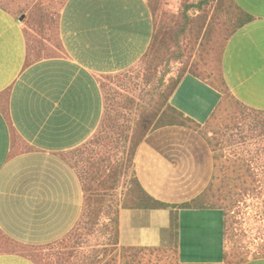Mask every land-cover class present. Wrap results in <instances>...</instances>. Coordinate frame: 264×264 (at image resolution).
Masks as SVG:
<instances>
[{
    "label": "crops",
    "instance_id": "1",
    "mask_svg": "<svg viewBox=\"0 0 264 264\" xmlns=\"http://www.w3.org/2000/svg\"><path fill=\"white\" fill-rule=\"evenodd\" d=\"M18 2L17 11L0 2V264H37L21 249L6 247L51 244L79 222L85 193L76 168L64 156L98 130L104 112L99 79L140 62L152 39L153 18L147 0H61L56 25H48L55 29L57 52L39 54L47 43L39 40L31 55L27 21L51 14L41 4L34 8V0ZM234 2L252 20L227 40L219 75L237 101L264 113V0ZM42 29L33 26L38 38ZM222 99L221 91L188 70L169 102L204 125ZM228 129L216 132L223 138ZM214 171L207 139L181 125L149 132L133 160L144 189L168 204L201 194ZM225 224L219 207H120L119 242L176 245L180 263L223 264ZM241 264H264V256Z\"/></svg>",
    "mask_w": 264,
    "mask_h": 264
},
{
    "label": "trees",
    "instance_id": "2",
    "mask_svg": "<svg viewBox=\"0 0 264 264\" xmlns=\"http://www.w3.org/2000/svg\"><path fill=\"white\" fill-rule=\"evenodd\" d=\"M153 18V35L147 51L141 58L144 63L145 72L156 73L158 67L164 62L170 61L175 53V47H179L182 36L197 40L203 31L207 21L206 15L199 18H192L188 14V9L176 18L168 16L163 9L164 0H147ZM224 1L230 2L234 11V20L228 26L222 37L215 41V32L212 25L208 26L204 32L201 44L210 49H220V58L224 46L229 37L241 26L252 20V16L241 9L234 0H219L222 5ZM29 23L33 26L41 24L43 27L49 24L55 26L57 21L50 16H42V20L33 17ZM191 73L202 77L194 70ZM186 72L181 69L178 76L171 80L167 91L164 92L157 101L149 107H140L136 118L129 125L125 115L119 111L130 108L133 99L122 97V101H116L115 97L110 98L105 92V85L102 78L111 77L112 74L102 75L99 79L104 96V112L101 124L97 132L82 146L67 153L64 158L76 168L81 179L84 190V210L89 220L96 223L103 212L104 196L108 191L116 189L121 180L127 183L123 197L120 199L119 207L114 215L107 214L108 231L110 233L107 246L104 248L102 256L89 264H159L164 261L167 254L177 257V248L174 247H151V246H124L119 242V209L123 208H207L219 207L225 212L231 210L236 203L243 201L249 193L264 190V164L257 163L251 154L247 152L231 151L225 155L217 153V145H214L207 137L205 129L217 118L222 106L230 108L231 117H246L247 111H253L239 101H237L228 91L220 73L218 81L209 80L202 77L212 86L223 93V99L216 107L209 120L201 125L189 116L170 104L169 99L180 79ZM123 121V122H122ZM181 125L199 131L208 141L214 152L215 171L209 185L198 196L181 204H168L148 193L141 185L133 172V160L136 149L143 138L154 129L168 126ZM229 127V126H226ZM119 149L118 151H116ZM77 160L70 156L75 153ZM258 156V152H256ZM224 157V164L219 165L218 161ZM81 164V166H79ZM226 233V224H225ZM59 241V240H58ZM57 242V241H56ZM55 243V242H53ZM23 247L22 253L28 255L37 264H40L35 254L31 251L37 246H19L10 244L7 249L19 250ZM9 249V250H10ZM149 258L146 260L145 257ZM155 256L156 261L152 260ZM264 256V252L254 257ZM223 264H241L248 260L245 255L230 258L225 256ZM176 264H183L176 262Z\"/></svg>",
    "mask_w": 264,
    "mask_h": 264
},
{
    "label": "rangeland",
    "instance_id": "3",
    "mask_svg": "<svg viewBox=\"0 0 264 264\" xmlns=\"http://www.w3.org/2000/svg\"><path fill=\"white\" fill-rule=\"evenodd\" d=\"M18 1L0 0L1 3L14 11L18 10L16 7ZM34 1V8L41 4L49 10L51 18H53L59 10L61 0ZM30 2L33 3V0ZM218 2L219 0H164L163 9L168 16L173 18L179 17L186 9H188L189 16L194 19L206 15L207 21L200 38L193 40L182 36L178 44L179 47H175L173 58L160 65L154 75L145 72L144 63L140 60L136 66L129 70L102 78L105 92L110 98L115 97L116 101H120L121 96L133 99L134 102L130 108L125 111L119 110L125 115L126 121L129 119L127 124L130 125L136 118L140 107H149L167 91L171 80L178 76L182 68L186 71L194 70L204 78L218 81L220 49L213 50L201 44L208 26L212 25V31L215 32L214 38L217 41L234 20V11L230 2L224 1L222 5H219ZM29 21H27V26L31 41V55L36 53L39 40L41 44L47 42L44 52H38L39 54L56 53L57 40L54 27H43L41 31L43 37L38 38L36 30H33V26H29ZM229 112L230 108L223 105L217 118L205 129L207 137L214 145H217V153L222 156L223 153L227 155L230 150H233L235 152L246 151L247 153L244 155L257 156L256 152H258L260 161H264V113L247 111L246 117L241 119L231 117ZM226 126H229L227 127V129L229 128L227 137L221 138L216 131L221 132L222 129H226ZM241 140L245 143L234 144ZM229 141L232 143L228 144ZM70 156L74 161L77 160L76 152L71 153ZM224 160V157L219 159L220 166L224 164ZM126 187L127 183L123 179L116 189L106 193L103 212L96 223L89 220L87 214L83 213L77 225L65 237L55 243L35 247L31 252L35 254L40 264H89L98 260L102 256L110 236L107 214L114 215ZM263 202L264 190L261 189L258 192L247 194L243 201L236 203L231 210L227 211L225 243L230 258L235 259L236 256L245 255L250 259L254 255L257 256L264 252V217L261 214ZM148 258V256L145 257L146 260ZM152 260L156 261L155 256H152ZM176 262H178L177 257L175 260L174 256L167 254L164 261L159 264H176Z\"/></svg>",
    "mask_w": 264,
    "mask_h": 264
},
{
    "label": "water",
    "instance_id": "4",
    "mask_svg": "<svg viewBox=\"0 0 264 264\" xmlns=\"http://www.w3.org/2000/svg\"><path fill=\"white\" fill-rule=\"evenodd\" d=\"M23 17V16H22Z\"/></svg>",
    "mask_w": 264,
    "mask_h": 264
}]
</instances>
